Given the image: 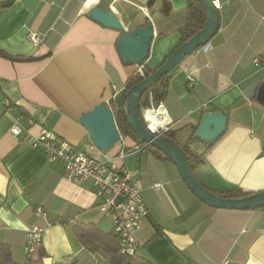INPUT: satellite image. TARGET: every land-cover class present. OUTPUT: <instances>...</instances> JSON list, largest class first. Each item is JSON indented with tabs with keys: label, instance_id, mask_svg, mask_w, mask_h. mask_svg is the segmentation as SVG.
Wrapping results in <instances>:
<instances>
[{
	"label": "crops",
	"instance_id": "1",
	"mask_svg": "<svg viewBox=\"0 0 264 264\" xmlns=\"http://www.w3.org/2000/svg\"><path fill=\"white\" fill-rule=\"evenodd\" d=\"M0 3V244L10 248V264L26 258L27 230L35 223L44 227L40 264H113L76 235L87 224L112 231L111 216L101 210L91 179L69 180L61 160H51L43 144L28 140L41 126L100 156L127 152L117 161L136 172L149 210L135 233L137 252L153 264H264V207L209 205L153 147L122 135L102 151L80 121L100 102L120 109L127 79L138 66L122 62L116 47L120 31L94 19L91 8L113 9L129 29L152 21L156 37L145 62L154 70L180 43L187 0ZM215 3L220 26L211 47L202 45L180 61L162 103L179 142L203 154L194 173L205 186L216 192L234 186L259 191L264 189V102L257 97L264 82V0ZM31 29L43 33L38 43L28 38ZM6 97L14 111L6 109ZM206 108L228 117L225 132L210 144L192 138ZM16 114L25 126L17 136L10 131ZM155 181L162 182L160 189ZM37 205L46 215L36 214ZM67 216L77 222H56Z\"/></svg>",
	"mask_w": 264,
	"mask_h": 264
},
{
	"label": "water",
	"instance_id": "2",
	"mask_svg": "<svg viewBox=\"0 0 264 264\" xmlns=\"http://www.w3.org/2000/svg\"><path fill=\"white\" fill-rule=\"evenodd\" d=\"M199 1L207 13L202 28L179 44L150 75L129 87L124 99L121 100V106L127 121L139 139L145 144H150L163 151L176 164L184 181L200 200L209 205L224 208L251 209L264 207V189L241 197H229L205 186L192 170L182 145L167 135L154 133L146 126L143 119L141 97L144 92L163 75L175 68L188 54L209 42L219 29L220 12L214 0ZM90 14L103 25L120 31L116 47L124 64L141 65L147 60L153 39L156 37L152 21L129 29L113 9L104 10L96 5L91 8ZM257 97L264 102V82L259 87ZM159 102L155 100L156 105ZM80 121L89 131L96 147L102 151L109 150L122 138L114 110L104 102H100L90 110L84 111L80 116ZM227 125L228 117L225 112L208 110L202 115L193 136L206 143H211L225 132ZM48 260L49 258L45 259L46 262Z\"/></svg>",
	"mask_w": 264,
	"mask_h": 264
},
{
	"label": "built area",
	"instance_id": "3",
	"mask_svg": "<svg viewBox=\"0 0 264 264\" xmlns=\"http://www.w3.org/2000/svg\"><path fill=\"white\" fill-rule=\"evenodd\" d=\"M27 36L32 42L38 43L43 33L40 30L31 29ZM203 47L208 49L211 47V43L207 42ZM254 61L256 64H260L259 57H256ZM136 71L144 75V64L138 65ZM192 84L193 79L190 78L188 85L191 86ZM148 97L150 104L142 109L143 119L149 129L154 133L163 135L173 127L174 121L168 114L167 119L160 117V112L163 111L161 109L166 111V108L162 102H159L158 105L155 104L151 91L148 93ZM4 105L6 109L14 111L12 102L8 97L4 99ZM27 120L30 124H35L32 117H28ZM24 129L21 116L16 114L10 131L17 136ZM27 138L30 142L43 144L51 160H61L64 164V174L69 180L76 183L86 179L92 180L95 193L101 199L99 204L101 210L112 218L113 230L118 234L121 251L129 255L135 254L138 248L135 233L142 218L148 216L149 210L144 201L142 190L137 183L136 172L127 167L125 163L117 161V158H124L127 152L120 149L116 155L100 156L89 149L77 146L45 126H41L37 135L28 133ZM136 148H140V146ZM153 187L160 189L162 182L155 181ZM35 212L40 216L46 215L41 205L36 206ZM56 222L75 224L77 220L76 217L67 216L56 220ZM43 233L44 227L42 225L32 224L26 234V258L22 262H12V264H40L39 250L43 241ZM226 263L227 260L224 264Z\"/></svg>",
	"mask_w": 264,
	"mask_h": 264
},
{
	"label": "trees",
	"instance_id": "4",
	"mask_svg": "<svg viewBox=\"0 0 264 264\" xmlns=\"http://www.w3.org/2000/svg\"><path fill=\"white\" fill-rule=\"evenodd\" d=\"M4 3H0V6H3ZM186 20L180 27V32L182 34L180 43L188 39L194 33H196L202 26L204 25L207 13L204 6L201 4L199 0H187L186 6ZM145 67V74L141 75L139 72L133 73L127 79L126 90L122 95V99L125 97V93L129 87L136 84L144 77L150 75L154 70L146 65V62L143 63ZM173 68L169 73L163 75L158 81L153 83L142 95L141 97V106L146 107L150 104V99L148 97V93L151 91L154 100H158L162 102L165 97L168 88V79L171 76ZM121 99V100H122ZM209 108H206L205 112L208 111ZM117 125L120 129L122 135L134 136L138 138L141 144H145L143 141L139 139L137 134L134 132L129 122L125 117V113L123 111V107L120 106V109L114 111ZM163 135H167L170 138L179 142L177 130L173 127L166 131ZM192 138H195L194 136ZM180 143V142H179ZM181 144V143H180ZM210 144V143H208ZM150 147H153L154 152L161 158L170 159L163 151L160 149L150 145L145 144ZM187 160L194 171V167L198 161L203 158V154H199L196 150H194L190 144H181ZM253 191H245L238 186H234L231 189L218 192L221 195L229 196V197H241L245 195L251 194ZM94 226L87 224L86 226H82L77 230V237L79 240L83 242L90 243V246L93 249L100 250L104 253V255L111 260L113 264H153L149 259L145 256L138 254L129 255L125 254L121 251L119 244L118 234L112 229V231H102L100 229H94ZM11 262V254L10 248L7 245L0 244V264H10Z\"/></svg>",
	"mask_w": 264,
	"mask_h": 264
},
{
	"label": "bare ground",
	"instance_id": "5",
	"mask_svg": "<svg viewBox=\"0 0 264 264\" xmlns=\"http://www.w3.org/2000/svg\"><path fill=\"white\" fill-rule=\"evenodd\" d=\"M161 110H163V111L160 112V117L163 118V119H167L168 116H167V113H166L165 109H161Z\"/></svg>",
	"mask_w": 264,
	"mask_h": 264
}]
</instances>
